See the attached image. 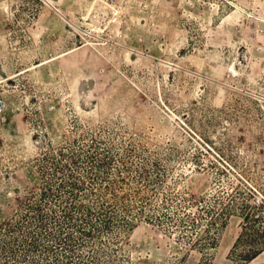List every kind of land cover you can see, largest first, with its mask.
<instances>
[{"label": "rangeland", "instance_id": "374dc122", "mask_svg": "<svg viewBox=\"0 0 264 264\" xmlns=\"http://www.w3.org/2000/svg\"><path fill=\"white\" fill-rule=\"evenodd\" d=\"M0 98V264H264V0H0Z\"/></svg>", "mask_w": 264, "mask_h": 264}, {"label": "trees", "instance_id": "16d2710c", "mask_svg": "<svg viewBox=\"0 0 264 264\" xmlns=\"http://www.w3.org/2000/svg\"><path fill=\"white\" fill-rule=\"evenodd\" d=\"M244 217H246V216H244ZM258 254H259L258 252H254V253L250 254L249 256H247L246 260H247L248 262H250V261H252L255 257H257Z\"/></svg>", "mask_w": 264, "mask_h": 264}, {"label": "built area", "instance_id": "2783aa9c", "mask_svg": "<svg viewBox=\"0 0 264 264\" xmlns=\"http://www.w3.org/2000/svg\"><path fill=\"white\" fill-rule=\"evenodd\" d=\"M2 108H3V102H2V99L0 98V112H1Z\"/></svg>", "mask_w": 264, "mask_h": 264}]
</instances>
